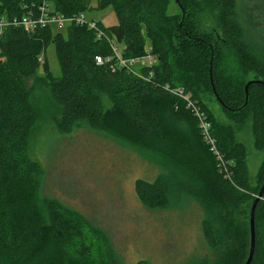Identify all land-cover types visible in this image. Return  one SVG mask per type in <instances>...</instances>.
I'll use <instances>...</instances> for the list:
<instances>
[{"label": "trees", "instance_id": "1", "mask_svg": "<svg viewBox=\"0 0 264 264\" xmlns=\"http://www.w3.org/2000/svg\"><path fill=\"white\" fill-rule=\"evenodd\" d=\"M53 14L69 17L87 13L91 0H50ZM224 19L222 31L204 32L192 12L180 25L168 13L166 0H98V9L112 7L118 25L96 30L72 24L68 35L54 26L28 31L9 28L0 38V264H122L107 234L82 213L43 193L44 169L30 155L29 136L36 119L30 98L35 86L50 89L58 105L54 121L61 132L88 126L109 132L153 158L162 168L153 183L141 180V197L150 208L172 207L173 198L200 197V188L223 207L229 241L223 254L249 252V211L256 196L251 188L245 157L247 147L238 134L251 124L254 143L264 150V87L252 85L246 106L245 86L264 81V0H212ZM41 0H0V20L22 17L23 7ZM196 0H179L192 6ZM182 11V9H181ZM151 49H147V42ZM55 46L61 76L50 72L42 58ZM113 45L125 59L150 53L154 67H142L145 80L130 68L114 70L97 58L113 57ZM44 76H38L40 68ZM154 72V78L150 73ZM255 73V77L251 74ZM260 75V77H259ZM33 80V85L29 81ZM181 87L197 102L212 123V134L227 162L221 168L205 144L195 116L165 85ZM256 89V90H255ZM100 94L111 107L105 109ZM220 106L224 120L213 112ZM58 108V107H57ZM261 133V134H260ZM212 167L209 166V156ZM208 164V166H207ZM209 168H212L211 174ZM233 170L236 172L233 178ZM237 170H245L240 176ZM264 184V160L257 174L256 191ZM261 186V187H260ZM181 207V206H179ZM213 215L204 221L212 250L219 247ZM240 225L247 234L238 239ZM83 231L95 240L96 256H81L77 245ZM210 231V232H209ZM257 252L253 264H264V199L256 214ZM232 233V234H231ZM243 238V239H244ZM247 254V255H246ZM137 264H151L140 261Z\"/></svg>", "mask_w": 264, "mask_h": 264}, {"label": "rangeland", "instance_id": "2", "mask_svg": "<svg viewBox=\"0 0 264 264\" xmlns=\"http://www.w3.org/2000/svg\"><path fill=\"white\" fill-rule=\"evenodd\" d=\"M166 1L168 13L177 17L180 25L186 23L188 13L192 12L201 30L222 35L224 19L214 1L196 0L192 6L181 5L184 13L179 0ZM87 14L106 28L118 25L115 10L112 7L99 10L98 0H91ZM60 31L67 36L68 26ZM147 46V49H151L149 41ZM42 58L47 60L50 72L60 77L61 68L53 44L49 45ZM254 75L252 73L251 77ZM38 76H44L42 67ZM33 83V80L29 81L30 85ZM30 98L36 110L29 136L30 155L44 169L43 193L82 213L101 228L109 237L120 263L239 264L245 258V254H242L246 250L239 252L240 255L223 254L224 246L229 241L225 237L230 230L222 220L225 214L223 207L213 196L205 194L204 189L200 188V197H186L184 205L173 198L172 207L167 209L146 206L140 195V181L153 183L160 178L162 168L158 162L109 132L96 131L88 126L61 132L54 121L60 107L52 101L49 88L35 86L30 91ZM100 98L105 109H109V98L105 94H100ZM212 108L223 121L225 116L220 106L212 102ZM253 133L251 124H248L238 134V139L247 147L245 160L251 188L234 178V170L232 175L234 181L241 185L242 192H249L246 200L258 195L255 188L257 174L264 160V150H258L255 146ZM210 158L208 162L212 167ZM211 171L212 168H209L210 174ZM237 171L240 176L246 172ZM208 214L213 215V226H219L217 237L220 243L217 250H212L206 239L204 221ZM246 234L240 225L238 239L242 243ZM77 248L81 256L84 253L96 256L95 240L87 231H83L78 238Z\"/></svg>", "mask_w": 264, "mask_h": 264}, {"label": "built area", "instance_id": "3", "mask_svg": "<svg viewBox=\"0 0 264 264\" xmlns=\"http://www.w3.org/2000/svg\"><path fill=\"white\" fill-rule=\"evenodd\" d=\"M25 13L22 17L7 18L3 17L0 20V38L2 32L9 28H24L28 31H36L38 29H45L51 26H55L58 30H62L66 26L76 24L77 26H86L90 30H96L98 37L103 35V31L99 26V22L88 17L87 13H78L69 17L53 14L51 9L50 0H41L39 4L32 3L23 7ZM115 63H112L113 57L97 58L98 64L110 63L111 67L116 69L130 68L137 76H142L140 68L142 67H154L157 64V58L150 53L140 58L125 59L122 55L121 49L113 45ZM150 78H154V72L150 73ZM149 78H145L147 80ZM166 91L173 96L181 98L189 110L198 121L199 129L205 144L208 146L210 152L215 156L221 172H224L228 176L226 171L227 162L221 150L219 149L218 141L212 134V123L209 121L208 116L201 106L195 102L191 95L186 93L181 87H173L170 84L164 86Z\"/></svg>", "mask_w": 264, "mask_h": 264}, {"label": "water", "instance_id": "4", "mask_svg": "<svg viewBox=\"0 0 264 264\" xmlns=\"http://www.w3.org/2000/svg\"><path fill=\"white\" fill-rule=\"evenodd\" d=\"M178 2V0H176ZM180 8L182 9L181 5ZM182 12L184 13V10L182 9ZM251 85H261L264 87V81L260 80H250L246 86H245V92H246V102H248L249 97V88ZM264 198V184L259 192V194L256 196L254 202L251 205L250 211H249V252L247 259L244 264H253L256 252H257V231H256V214L257 209L260 204V202Z\"/></svg>", "mask_w": 264, "mask_h": 264}, {"label": "flooded vegetation", "instance_id": "5", "mask_svg": "<svg viewBox=\"0 0 264 264\" xmlns=\"http://www.w3.org/2000/svg\"><path fill=\"white\" fill-rule=\"evenodd\" d=\"M251 86H252V85H251ZM251 86H250V87H251ZM249 90H250V88H249ZM245 94H246V92H245ZM248 100H249V97H248ZM247 103H248V102H246V100H245V105H244V106H246Z\"/></svg>", "mask_w": 264, "mask_h": 264}, {"label": "bare ground", "instance_id": "6", "mask_svg": "<svg viewBox=\"0 0 264 264\" xmlns=\"http://www.w3.org/2000/svg\"><path fill=\"white\" fill-rule=\"evenodd\" d=\"M200 130V129H199Z\"/></svg>", "mask_w": 264, "mask_h": 264}]
</instances>
